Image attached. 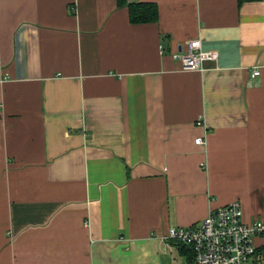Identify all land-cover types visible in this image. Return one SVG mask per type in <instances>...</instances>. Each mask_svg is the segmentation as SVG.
Segmentation results:
<instances>
[{
	"label": "crops",
	"instance_id": "crops-1",
	"mask_svg": "<svg viewBox=\"0 0 264 264\" xmlns=\"http://www.w3.org/2000/svg\"><path fill=\"white\" fill-rule=\"evenodd\" d=\"M128 2L158 22L0 0V264H186L171 229L264 221V0ZM195 39L204 71L174 57Z\"/></svg>",
	"mask_w": 264,
	"mask_h": 264
},
{
	"label": "built area",
	"instance_id": "built-area-1",
	"mask_svg": "<svg viewBox=\"0 0 264 264\" xmlns=\"http://www.w3.org/2000/svg\"><path fill=\"white\" fill-rule=\"evenodd\" d=\"M186 71H204L205 62H216L219 54L203 50L200 39L187 42L185 50L175 56ZM254 69L252 78L260 76ZM202 125L201 120L198 121ZM197 145L206 146V140L198 137ZM200 228H173L167 239L192 246L194 264H253L258 255L256 240L264 238V221L247 224L243 221V208L235 202L212 211ZM174 264H179L174 262Z\"/></svg>",
	"mask_w": 264,
	"mask_h": 264
},
{
	"label": "trees",
	"instance_id": "trees-1",
	"mask_svg": "<svg viewBox=\"0 0 264 264\" xmlns=\"http://www.w3.org/2000/svg\"><path fill=\"white\" fill-rule=\"evenodd\" d=\"M250 1H260V0H239V4ZM118 7H127L130 13V22L133 25L137 24H151L156 23L159 20L160 11L158 6L154 2H136L129 3L128 0H118ZM173 245H175L181 255L186 258V264H194L195 253L192 246H187L181 242L173 240Z\"/></svg>",
	"mask_w": 264,
	"mask_h": 264
}]
</instances>
